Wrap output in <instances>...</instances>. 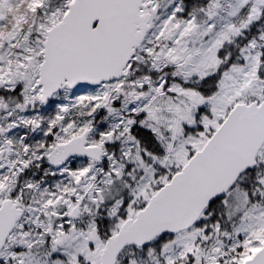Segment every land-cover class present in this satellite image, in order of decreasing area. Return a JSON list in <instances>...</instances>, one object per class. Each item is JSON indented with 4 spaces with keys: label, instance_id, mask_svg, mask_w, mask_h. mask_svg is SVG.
I'll use <instances>...</instances> for the list:
<instances>
[{
    "label": "snow or ice",
    "instance_id": "1",
    "mask_svg": "<svg viewBox=\"0 0 264 264\" xmlns=\"http://www.w3.org/2000/svg\"><path fill=\"white\" fill-rule=\"evenodd\" d=\"M0 264H264V0H0Z\"/></svg>",
    "mask_w": 264,
    "mask_h": 264
}]
</instances>
